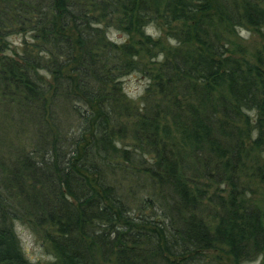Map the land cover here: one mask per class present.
<instances>
[{
    "label": "trees",
    "instance_id": "1",
    "mask_svg": "<svg viewBox=\"0 0 264 264\" xmlns=\"http://www.w3.org/2000/svg\"><path fill=\"white\" fill-rule=\"evenodd\" d=\"M246 25L264 40V0H0V110L29 128L0 159V264H31L15 224L46 264H264L245 197L264 181V59L229 40ZM148 27L172 44L154 73Z\"/></svg>",
    "mask_w": 264,
    "mask_h": 264
},
{
    "label": "rangeland",
    "instance_id": "2",
    "mask_svg": "<svg viewBox=\"0 0 264 264\" xmlns=\"http://www.w3.org/2000/svg\"><path fill=\"white\" fill-rule=\"evenodd\" d=\"M147 32L152 34L154 38H157L160 43V49L158 53H155V51L152 53L151 50L148 55L143 56L144 63L147 65L149 70H151L150 72L154 73L158 67V64L164 60V56L167 55V52L170 50L172 44L168 41V39H166L163 33L157 32L153 27H148ZM110 36L111 39H115L117 42L123 39V36L117 33H112ZM229 37L231 44L230 50L234 57L239 58L240 56H244L252 63H257L259 59H264V40L260 36L259 32L253 27L246 25L237 32H234ZM13 42L14 45H16L20 42L19 38H14ZM122 82L124 92L129 98L135 100L143 94L146 87L150 83L147 77H143L138 73H133L126 76ZM9 117L10 116H6L0 110V159L6 155L9 157L7 150L9 151V146L11 145H13L11 149L12 155L17 158L21 154V147L26 144L24 140L23 142L19 140L24 135L27 136L29 133L28 125L23 121L21 116L16 114L15 121L9 119ZM246 147L248 150H251L248 145ZM251 155L254 156V153L251 152ZM11 158L13 157L11 156ZM5 161L7 162L5 164V168H8L11 163L9 160ZM2 175L4 178H6L5 172H3ZM19 177H21V174H19ZM245 180L248 184V190L245 197L252 200L253 203H255L260 208V210L264 211V181H260L258 179ZM25 182H27L26 178ZM217 192L219 193V191ZM15 229L24 256L31 264H46L52 260L51 253L29 228H26L20 224H15ZM98 264H114V260L111 258L107 261H99Z\"/></svg>",
    "mask_w": 264,
    "mask_h": 264
}]
</instances>
